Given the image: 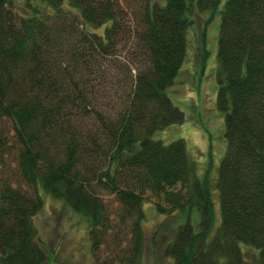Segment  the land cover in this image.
Segmentation results:
<instances>
[{"label":"trees","instance_id":"16d2710c","mask_svg":"<svg viewBox=\"0 0 264 264\" xmlns=\"http://www.w3.org/2000/svg\"><path fill=\"white\" fill-rule=\"evenodd\" d=\"M220 2L0 0V120L11 125L0 128V264H46L34 221L40 191L88 219L96 259L114 239L98 264H142L149 196L159 214L185 216L161 244L151 238L161 250L155 264H264V0H225L219 10ZM218 11L216 107L226 146L212 178L210 169L198 173L183 140L153 135L183 122L166 90L195 13ZM130 14L135 34L123 23ZM123 41L134 49L126 86L103 74ZM106 191L120 204L116 220Z\"/></svg>","mask_w":264,"mask_h":264},{"label":"rangeland","instance_id":"374dc122","mask_svg":"<svg viewBox=\"0 0 264 264\" xmlns=\"http://www.w3.org/2000/svg\"><path fill=\"white\" fill-rule=\"evenodd\" d=\"M156 1L163 3V0ZM224 1L221 0L219 10ZM132 5L130 4V6ZM127 6L125 4L124 7L128 9ZM220 18L219 11L212 17H209V13H195L194 23L188 30V50L185 61L173 84L166 90L171 101L183 111L184 120L182 123L172 124L159 130L153 135L154 138L166 144L175 140H183L188 154L197 163L198 173H204L210 169L212 178L217 177L218 167L226 146L224 114L216 107L215 71L217 70ZM123 23L129 26L132 32L134 30L135 34L138 19L134 14L125 18ZM204 31L206 34L203 40ZM133 53L134 49L130 42L124 43L123 41L119 54L113 59L116 62L115 67L112 70L109 63V67L103 73L108 78V83L113 82V84L119 83L126 86L131 82L133 76L129 71L128 64L134 57ZM102 100L103 102L108 101L107 98ZM1 127L9 132L11 125L5 120H0ZM7 161L8 163L12 162L8 158ZM212 189L217 211L219 208L217 192L213 186ZM40 192L44 198V204L34 221L37 227V239L47 249L46 264H98L111 257V249H107V247L109 246L113 250L117 248L112 237L105 238L107 243L100 247L98 259H96L90 248L88 219L72 210L61 200L55 199L43 191ZM103 196L108 211L113 213V218L116 220L115 215L121 210L117 197L109 191L104 192ZM149 199L150 201H145L144 204V228L147 231L146 239L149 246H147L142 264H155L162 261L161 250L158 246H154L151 238L158 236L157 244H161L172 229L185 217L181 212H175L170 216L159 214L152 203V200H156L155 197L149 196ZM193 218L196 222L197 211L194 212ZM127 230L123 229L120 236L122 248L126 247L130 239Z\"/></svg>","mask_w":264,"mask_h":264}]
</instances>
